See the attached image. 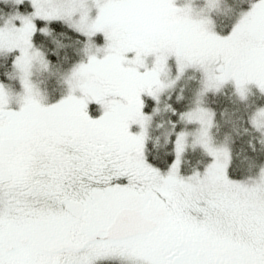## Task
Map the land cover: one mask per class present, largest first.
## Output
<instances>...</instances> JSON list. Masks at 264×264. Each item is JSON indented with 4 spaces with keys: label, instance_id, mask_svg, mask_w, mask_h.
<instances>
[{
    "label": "snow or ice",
    "instance_id": "6c2138e0",
    "mask_svg": "<svg viewBox=\"0 0 264 264\" xmlns=\"http://www.w3.org/2000/svg\"><path fill=\"white\" fill-rule=\"evenodd\" d=\"M31 2L32 15L0 26V54L14 56L22 88L14 93L0 81V264H264V168L248 181L231 179V153L210 134L214 114L197 107L182 118L201 125L193 147L212 163L180 174L182 132L162 174L146 160L152 116L142 99L158 100L175 83L161 79L171 57L180 75L202 71L201 95L229 82L241 100L250 85L264 94V0L233 6L226 35L212 16L221 0L202 10L191 0ZM37 19L63 21L86 38L55 103L33 80L35 65L51 70L33 38L55 36ZM252 124L264 131V108Z\"/></svg>",
    "mask_w": 264,
    "mask_h": 264
},
{
    "label": "rangeland",
    "instance_id": "374dc122",
    "mask_svg": "<svg viewBox=\"0 0 264 264\" xmlns=\"http://www.w3.org/2000/svg\"><path fill=\"white\" fill-rule=\"evenodd\" d=\"M0 2H2L5 7H3L2 12L0 13V26H3L12 16L17 15V14H21V15H26V16H30L34 13V8L32 6V2L31 0H23V3L20 4L18 3V0H0ZM186 2V0H178V3L183 5ZM24 3H28V6H25ZM191 3L193 5V7L197 8V9H204L205 8V3L206 0H191ZM241 3H243V7L244 10H247L248 8V3L246 2V0H228V2H226V0H221V5L220 8H218L215 12L212 13L213 19L214 21L217 23V27L216 30L218 32H220L222 35H226L230 30H231V25L234 21L230 20L229 18L225 19V17L230 14V7L229 4H232L233 6H239ZM22 7H30L29 9H25L23 10ZM39 22H41V26L40 27H44V26H49L50 22H45L42 20L37 19L36 23L39 24ZM63 22V21H62ZM97 43L102 44L103 43V37L102 35H99L95 38ZM34 43V40H33ZM34 45L39 48L41 51H43L46 55V58L48 60L49 57L47 56V53L44 49L38 47L35 43ZM1 55H6V54H0ZM14 59V56H13ZM83 59V58H82ZM81 59V60H82ZM80 60V61H81ZM154 60V58L150 57L149 58V63L151 65L152 61ZM52 63V62H51ZM53 64V63H52ZM51 70L47 71L42 69L38 64L34 66L33 68V80L34 82L39 86V88L41 89V91L45 94V96L47 97V103H55L58 102L64 95L67 94V85L64 84L63 81V74L69 72L71 70V67L68 68L67 70H63L61 72L56 73L55 71H52V65L50 66ZM168 74L166 76H162L161 79L162 80H170V81H175V83L169 87L164 89L160 95H159V99L156 100L155 98L147 95L146 93L142 96V99L144 101L145 107L143 109V111L152 116V120L150 122V125L152 124L153 120L160 117L157 120V123L159 124V127L161 128V132H160V138H163L164 141H172L173 142V149H174V153H175V158L173 163L176 160V140L179 136L180 133H187V146L186 149L184 151V153L182 154L181 157V168H180V174L188 177L194 174V172L199 171L201 173H203L207 167V165H209L210 163H212L213 158L205 151V149L200 146V145H195V147H193V144L195 142V136L194 134L200 129L201 125L198 122H188L186 119L182 118L185 116L186 113H189L193 110H195L197 107H202L205 108L209 111H211L213 113V110L211 109V107L208 105V97L209 95H212L213 98H215L216 102L218 104H222L224 102H233L234 100V94L236 95V97L241 101V106H243L244 110H248L249 111V115H246V117L249 119V121L252 123V117L254 116V114L260 110L261 108H264V94L260 93L259 90L256 88L255 85H250V91L248 93V98L246 100H241L239 95L236 93L235 90V86L232 82L227 83L220 91H209L207 93H205L204 95H201V91L203 88V73L200 70H197L195 68H188L185 70L183 75H180L179 70H178V65L176 62L175 57H171L168 61ZM13 71V70H12ZM13 76V75H12ZM179 76V79H177V77ZM14 80H15V85L14 86H10L7 85L14 93H19L22 91L21 85L19 83V80L17 78H15L13 76ZM193 90H195L193 92ZM191 93L193 92V95L191 96L190 99V107L187 108L186 111H182L181 113H176L174 111V108L170 105L168 106L165 101L167 96H171V94L174 95L176 99H179V101H181L184 96H186V93ZM148 100H152V106L150 108V110L148 111L146 109V102ZM234 107H236V103H234ZM228 109V106L224 108ZM98 110H99V115L102 114V110L99 109L98 106ZM239 110V104H238V108L237 111ZM236 111V112H237ZM176 113L177 119L176 121H168V113ZM227 112H230L227 110ZM214 114V113H213ZM227 116V113H225ZM98 115V116H99ZM96 116V117H98ZM230 118H227V120L229 121ZM214 116H213V127L210 130V134L212 136L213 139V143L217 146V147H222V146H226L228 147L230 153L232 151V143L229 140V136L230 133H226L225 130H223L221 127L216 125V128L218 131L214 130ZM149 130V128H148ZM258 130V129H257ZM132 131L135 133H138L140 131V128L138 125H134L132 128ZM262 135H263V139H264V131L259 130ZM149 133V131H148ZM146 144V142H145ZM190 150V152H192L193 159H194V163L191 165H194V169L190 172H182V163H183V158L184 155ZM145 151V156H146V147L144 149ZM200 151L201 157H203L202 159L199 160H195L196 154H198V152ZM204 159V160H203ZM146 160H147V156H146ZM148 162V160H147ZM149 163V162H148ZM172 163V164H173ZM192 163V162H190ZM200 163H202V165L199 167ZM172 164L170 165V167H168L167 169L161 170L157 167H155L154 165H152L153 167L159 169L162 174H167V172L170 170ZM261 168H264V162L261 164V166L259 167V169L256 171V173L254 175H249L246 178L243 179H233L230 177L229 175V168H228V175L231 179L235 180V181H248L249 179L255 178L256 176H258L259 171ZM100 264H120L119 261H102L100 262Z\"/></svg>",
    "mask_w": 264,
    "mask_h": 264
},
{
    "label": "trees",
    "instance_id": "16d2710c",
    "mask_svg": "<svg viewBox=\"0 0 264 264\" xmlns=\"http://www.w3.org/2000/svg\"><path fill=\"white\" fill-rule=\"evenodd\" d=\"M28 6V3H24ZM5 5L0 2V11L2 12ZM6 8V7H5ZM30 7H22L23 10ZM7 9V8H6ZM0 12V13H1ZM39 22L38 26H41ZM50 30L54 29V37L52 42L47 36L37 34L34 36V43L44 49L49 57L52 65V71L56 73L63 70H67L74 64L79 63L83 58L80 53L82 42L86 39L80 34L76 33L73 29L62 21H51L49 23ZM78 41L80 43H78ZM57 45V46H55ZM13 55L6 54L0 56V81L7 85L14 86L15 80L12 76L11 63ZM195 90H193L194 92ZM193 92L186 93V96L179 101L176 99L175 94L167 96L165 103L168 106H172L174 111L178 114L182 111H186L190 107V99ZM233 102H224L218 104L212 95L208 97V105L211 107L214 113V130L218 131L216 125L221 127L225 132L230 133L229 140L231 141V162L229 166V175L233 179H243L249 175H254L264 162V139L262 133L257 130L253 124L249 121L246 115H249L248 110H244L241 106V101L234 94ZM152 100L146 102V109L149 111L152 106ZM236 103V107H234ZM239 104V110L237 111ZM228 106V109L225 107ZM91 115L93 118H97L99 115L98 106L93 104ZM230 111V112H227ZM237 111V112H236ZM168 113V121H176V113ZM227 113V116L226 114ZM160 117L153 120L149 127L148 138L146 140V156L150 164L155 167L164 170L170 167L175 158L172 141H164L160 138L161 128L157 123ZM227 118H230L229 121ZM193 154L190 150L184 155L182 163V172H190L194 169ZM200 151L196 154L195 160L202 159ZM204 160V159H203ZM192 162V163H190ZM202 165L200 163L199 167Z\"/></svg>",
    "mask_w": 264,
    "mask_h": 264
},
{
    "label": "clouds",
    "instance_id": "9594fccd",
    "mask_svg": "<svg viewBox=\"0 0 264 264\" xmlns=\"http://www.w3.org/2000/svg\"><path fill=\"white\" fill-rule=\"evenodd\" d=\"M226 2H228V0H226ZM229 7H230V9H232L233 8V5L232 4H229ZM194 9H195V7H194ZM202 10V9H201ZM229 15L230 14H228L226 17H225V19H227L228 17H229ZM214 24H215V26L217 27V23L214 21ZM164 82L165 83H168V82H170V80H167V79H165L164 80ZM36 84V83H35ZM36 86L39 88V86L36 84ZM40 89V88H39ZM41 90V89H40ZM195 112V110H193V111H191V113H194ZM187 120V119H186ZM149 127H150V125H149Z\"/></svg>",
    "mask_w": 264,
    "mask_h": 264
}]
</instances>
